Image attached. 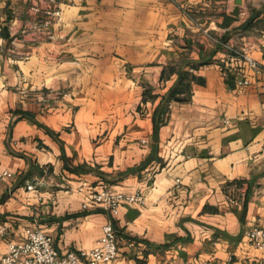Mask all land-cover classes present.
Returning a JSON list of instances; mask_svg holds the SVG:
<instances>
[{
	"label": "crops",
	"instance_id": "obj_1",
	"mask_svg": "<svg viewBox=\"0 0 264 264\" xmlns=\"http://www.w3.org/2000/svg\"><path fill=\"white\" fill-rule=\"evenodd\" d=\"M0 171V257L36 228L79 254L111 224L110 264H262L264 0H0ZM83 182L144 205L82 210Z\"/></svg>",
	"mask_w": 264,
	"mask_h": 264
},
{
	"label": "built area",
	"instance_id": "obj_2",
	"mask_svg": "<svg viewBox=\"0 0 264 264\" xmlns=\"http://www.w3.org/2000/svg\"><path fill=\"white\" fill-rule=\"evenodd\" d=\"M59 17V12L51 13ZM214 45L228 53L230 63H241L252 69L257 64L243 50H238L222 41L219 37H210ZM244 81L239 78L235 81L237 92H241ZM12 174L8 171H0V180L10 179ZM178 182V181H177ZM34 185H27V191H33ZM79 193H85L86 202L80 205L82 210L90 207L100 208L109 215H115L121 205H144V197L141 192H117L110 188L100 187L89 189L83 182L77 188ZM229 202H232L228 199ZM4 227L0 226V238L5 235ZM249 245L264 254V227H251L245 232ZM117 233L111 224H105L101 229V236L94 246L79 254L68 252L59 257L54 247L52 238L41 229H26L23 239L19 242H9L6 253L0 257V264H82L81 260L86 259L87 264H110L117 256ZM264 264V259L262 261Z\"/></svg>",
	"mask_w": 264,
	"mask_h": 264
},
{
	"label": "water",
	"instance_id": "obj_3",
	"mask_svg": "<svg viewBox=\"0 0 264 264\" xmlns=\"http://www.w3.org/2000/svg\"><path fill=\"white\" fill-rule=\"evenodd\" d=\"M238 15H239V8L235 7L229 15L223 17V21L219 25V28L222 30L228 29L230 25L237 20Z\"/></svg>",
	"mask_w": 264,
	"mask_h": 264
},
{
	"label": "trees",
	"instance_id": "obj_4",
	"mask_svg": "<svg viewBox=\"0 0 264 264\" xmlns=\"http://www.w3.org/2000/svg\"><path fill=\"white\" fill-rule=\"evenodd\" d=\"M222 41H223V39H222Z\"/></svg>",
	"mask_w": 264,
	"mask_h": 264
}]
</instances>
